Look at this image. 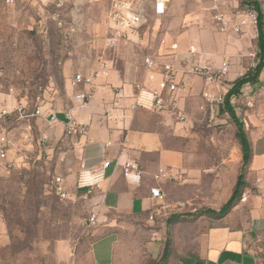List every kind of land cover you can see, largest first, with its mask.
<instances>
[{
  "label": "crops",
  "instance_id": "1",
  "mask_svg": "<svg viewBox=\"0 0 264 264\" xmlns=\"http://www.w3.org/2000/svg\"><path fill=\"white\" fill-rule=\"evenodd\" d=\"M13 1L11 5L3 3L20 5L21 0ZM27 1L41 8L67 2ZM102 1L105 0L98 2ZM244 1L223 0L225 5L221 10L227 18L235 19L249 8ZM210 5V0H169L165 14L156 15L153 2L144 13L146 23L119 39L114 49L105 48V39L80 41V50L76 52L78 67L64 65L70 103L57 112L59 121L53 126H47L38 117L19 119L16 113L0 116V134L8 130L9 146L18 150L15 159L8 158L14 174L28 170L29 159L46 161L53 167L59 160L62 165L54 171L64 177L70 200H85L90 213L97 215V226L101 224L105 230L81 254L67 243L59 245L65 264H116L119 229L115 220L107 218L111 215L130 216L152 228L151 238L145 244L147 264H264V102L258 97L264 94V68L253 84L247 83L238 96L230 98L236 115L238 98L248 106L257 99L260 103L255 107V116L249 114L248 118L252 126L248 133L249 158L243 171L244 186L224 214L220 212L233 194L243 156L237 159L236 180L223 186L220 197L216 185L211 190V124L229 125V115L212 108L210 119L204 125L179 123L167 113L142 109L128 114L124 125L104 118L113 100V91H120L122 105L128 107L132 103L133 86L148 84L143 60L149 54L162 62L174 63L178 70L176 81L185 84L178 93L180 106L194 118L200 116L198 107L206 86L201 78L189 73L191 63L216 70L227 61L229 73L222 86L214 87L224 93H228L237 79L253 72L259 62L258 34L248 30L242 35L219 32L212 20ZM195 21L200 25L194 26ZM162 39L166 41L165 46L160 45ZM91 42L92 51L87 48ZM81 44L85 45L81 47ZM172 44L177 45V50L170 49ZM190 49L197 53L195 57L188 54ZM17 53L21 71H25L27 53ZM102 63H107L108 76L98 80L93 88H85L91 93L89 103L71 112L73 123L84 126L85 134H68L63 112L73 106L70 78L79 71L89 74ZM18 98L23 97L2 95L0 109L7 107L12 111ZM26 103L30 113L39 106ZM103 161L110 162L106 179L84 199L83 192L73 190L77 173L82 167L92 168ZM126 161L139 164L142 171L139 185L129 184L123 178L120 164ZM160 168L178 175L177 180H155ZM151 189H158L162 199L153 198Z\"/></svg>",
  "mask_w": 264,
  "mask_h": 264
},
{
  "label": "rangeland",
  "instance_id": "2",
  "mask_svg": "<svg viewBox=\"0 0 264 264\" xmlns=\"http://www.w3.org/2000/svg\"><path fill=\"white\" fill-rule=\"evenodd\" d=\"M135 3L146 13L153 1ZM19 4L6 6L0 0V97L12 94L30 104L37 103L42 109L61 111L70 103L64 65L78 67L76 52L83 39H106L112 35L110 5L91 0H67L59 8H41L27 0ZM53 15L69 25L66 37L51 20ZM19 51L27 53L25 71H21L17 58ZM258 101L251 106L239 98L235 102L236 116L247 138L252 126L249 114L255 116ZM230 121L229 125L211 124V190L216 185L220 197L223 186L236 180L237 159L243 155L238 128L231 117ZM7 149L8 158L15 159L16 147L8 144ZM57 162L53 167L46 161L29 159V169L19 175L0 171V264H65L59 245L67 243L81 254L105 232L101 224L88 226L90 207L85 200L62 201L54 195V170L62 165ZM111 216L107 218L115 220L119 229L116 264H147L145 244L151 238L152 228L130 216Z\"/></svg>",
  "mask_w": 264,
  "mask_h": 264
},
{
  "label": "built area",
  "instance_id": "3",
  "mask_svg": "<svg viewBox=\"0 0 264 264\" xmlns=\"http://www.w3.org/2000/svg\"><path fill=\"white\" fill-rule=\"evenodd\" d=\"M5 4L11 5L13 0H3ZM98 2L99 0H92ZM110 3L108 19L113 23L114 29L110 37L104 40L106 49H114L118 44L119 39L123 36L137 31L146 23V17L142 10L136 7L132 0H105ZM258 5L262 14L264 23V0H250ZM154 13L156 15H164L166 4L169 0H153ZM209 10L212 13V20L215 23L219 32H233L237 35H242L246 30L259 34V11L254 7H249L235 19H229L223 13L221 8L225 5L223 0H210ZM62 3H56V7H61ZM51 20L56 24L61 34L66 37L68 35L69 25H66L64 19L53 15ZM194 26H199V22L195 21ZM69 28V29H68ZM166 41L160 40V45L165 46ZM88 49L92 50V42L89 43ZM172 51L177 50V45L170 46ZM188 54L195 57L197 53L190 49ZM143 69L148 82L138 83L133 86L132 103L128 107L122 105V95L117 89L113 91V100L105 111L104 118L108 122L125 124L127 115L134 113L138 109L150 111L152 113L161 114L167 113L179 123H193L204 125L208 123L211 109H219L225 100L226 93L216 90L214 87L222 86L224 79L229 73V63L223 61L216 70H212L209 66H203L199 63H191L189 73L201 78L206 86L201 93L202 103L198 107L200 116L194 118L180 106V97L178 93L185 88V84L177 82L176 77L178 70L173 62H162L153 54L147 55L143 60ZM109 73L107 63H102L100 68L93 70L89 74L83 72H75L70 78V88L73 93V106L63 112L64 120L69 126L68 134L76 132L80 135L85 134V127L75 125L72 119V110L84 108L91 99V93L85 91L87 87H94L100 79L106 78ZM255 93V92H254ZM256 94V93H255ZM258 97L264 101V94H259ZM11 113H16L19 119H27L30 117L42 118L46 125L51 127L59 121L58 113L49 110L45 112L41 107H36L32 113L28 111L27 103L22 99L17 100L16 105L11 110L0 109V116L6 117ZM246 123V121H244ZM9 137L6 133L0 134V170L9 175L13 170V164L8 160ZM110 166L109 161H103L92 168L82 167L74 183L73 190L83 192V198L86 199L93 191L105 181L106 171ZM122 175L125 181L132 185H139L142 179V171L140 166L135 161H126L120 164ZM178 175H173L170 170L160 168L154 176V179L159 180H177ZM52 192L58 199L62 201L70 200L71 193L66 185L63 176L56 175L52 181ZM153 198L162 199V195L158 189H151ZM152 219V217H150ZM97 215L90 213L87 219L89 227L97 226Z\"/></svg>",
  "mask_w": 264,
  "mask_h": 264
},
{
  "label": "trees",
  "instance_id": "4",
  "mask_svg": "<svg viewBox=\"0 0 264 264\" xmlns=\"http://www.w3.org/2000/svg\"><path fill=\"white\" fill-rule=\"evenodd\" d=\"M248 7H254L259 11V34H258V48H259V53L257 54V58L259 62L257 63L255 69L253 70L252 73H247L246 75L240 77L237 79L234 83L232 88L228 91L227 95L225 96L224 104L219 108V111L222 113H226L229 115V117L232 118V120L235 122L237 128H238V133H237V138L240 142L242 152H243V164L241 168V173L239 174L236 182L235 189L233 191V194L230 198V200L227 202L225 207L221 210L220 214L226 213L230 207L233 205V203L236 201L238 198L241 188L244 186V180H243V171L244 167L246 166L247 160L249 158V141L246 136V134L242 130V125L237 119V116L235 114V111L233 109V106L230 104V98L234 95H237L240 89L246 85L247 83L253 84L255 80L258 78L259 73L262 71L264 68V23L262 21L263 17L262 14L259 10L258 5L255 3H252L250 0H245Z\"/></svg>",
  "mask_w": 264,
  "mask_h": 264
}]
</instances>
